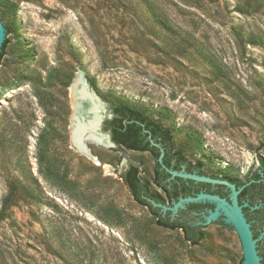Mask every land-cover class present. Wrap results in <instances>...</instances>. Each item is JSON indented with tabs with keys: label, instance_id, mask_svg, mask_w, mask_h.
I'll list each match as a JSON object with an SVG mask.
<instances>
[{
	"label": "rangeland",
	"instance_id": "obj_1",
	"mask_svg": "<svg viewBox=\"0 0 264 264\" xmlns=\"http://www.w3.org/2000/svg\"><path fill=\"white\" fill-rule=\"evenodd\" d=\"M3 1L18 31L0 67V264H241L235 231L191 245L133 200L128 162L161 195L148 152L91 142L96 165L76 150L70 87L80 74L106 104L103 134L119 96L206 174L225 175L185 125L248 179L264 161V0Z\"/></svg>",
	"mask_w": 264,
	"mask_h": 264
},
{
	"label": "trees",
	"instance_id": "obj_2",
	"mask_svg": "<svg viewBox=\"0 0 264 264\" xmlns=\"http://www.w3.org/2000/svg\"><path fill=\"white\" fill-rule=\"evenodd\" d=\"M13 16L15 10L12 11ZM1 22V21H0ZM2 23V22H1ZM4 26V25H3ZM5 37L9 33H17L18 26L15 19L4 26ZM6 44V38L1 46L0 57L3 53V48ZM91 87L95 89L94 82L90 83ZM114 102L105 99L108 105L111 118L103 121V130L109 132L111 140L116 146L121 145L127 150H136L141 152H148L154 160V168L150 183L157 188L161 195L151 191L150 184L146 181H141L139 178L138 166L132 162H128L123 169L119 178L122 183L127 187L133 200L149 210V213L155 219L157 226L169 230H180L184 240L191 245H197L203 238L202 229L204 226L197 224L202 220V214L208 210L213 209V205L208 202L188 203L183 209L178 210L177 214L171 216L170 211L162 212L157 206L152 203L171 206L177 202L179 198L192 197L200 192L211 193L227 198L228 190L221 185H211L208 183H197L191 180H185L178 177L173 179L157 162L160 154L159 149L151 145L150 140L158 144L164 152L162 164L173 171L183 170L186 173H195L197 175H204L211 178L226 180L240 189L238 194V203L243 205L244 200L247 198V206L242 208L244 217L249 223L252 219H259L260 223H264V161L260 160L259 168L245 180H234L226 175L221 177L206 174L198 165H193L187 161L185 157L179 152L174 150L172 137L170 131L163 128L159 123L151 121L148 117L136 106L124 103L123 99L119 96H114ZM186 183L195 185L197 192L191 195L189 191L184 190ZM7 198L2 201L3 207L6 206ZM257 207L256 209H251ZM189 212V213H188ZM194 212V213H193ZM254 213H260L255 216ZM262 215V216H261ZM261 217V218H260ZM262 220V222L260 221ZM216 224L231 229L229 225L224 224L218 220ZM260 225L257 222L251 224V231L253 237L256 238L260 232ZM263 255L262 252L259 255ZM263 260H261V263Z\"/></svg>",
	"mask_w": 264,
	"mask_h": 264
},
{
	"label": "water",
	"instance_id": "obj_3",
	"mask_svg": "<svg viewBox=\"0 0 264 264\" xmlns=\"http://www.w3.org/2000/svg\"><path fill=\"white\" fill-rule=\"evenodd\" d=\"M0 2L2 3L3 7L7 9L14 10L16 7L15 5L10 4L3 0H0ZM10 37L11 36L9 34H7L5 37V29L2 23L0 22V52H1L2 43L4 42L6 38V44L3 48V53L0 57V67L3 63ZM80 78H81V83L83 85L84 90L87 92L88 95L91 96L93 103H95L99 107V109H98V112H96V114H91L85 110L80 111L79 114L83 117L82 123H85L87 125V122L95 120L96 125H95L93 133L86 130L80 134L79 136L80 141L77 144V146L76 144L74 145V143L72 144L76 148L77 151L81 153L87 151L92 156L87 146L88 143L93 142L91 135L103 136L105 141L108 143L107 147H112L113 144L110 142L108 134H103L100 130V125L107 111L106 104L103 103L94 94V92L89 89L85 80H83L81 76ZM74 81L75 79L73 80L70 88L73 87ZM74 124H75V120L72 118V114H71L70 127H69L71 142H72V135H73L72 130L74 128ZM185 127L187 131L189 132L192 140L199 138L204 143L209 153V156L206 157L205 159H207L208 161L222 168L224 171V174L229 178H233L235 180L232 172H235L241 175L242 177L244 176L245 172H243L237 167L221 159V157L218 155V153L215 151V149L212 147V145L209 143V141L206 139V137L202 133L198 132L197 130L187 125H185ZM150 143L151 145L159 149L160 154L157 158V162L170 175L171 179L178 177V178L185 179V180H191L197 183H208L211 185H221V186H224L228 190V196H227L228 199L220 197L216 194L200 192L197 195L192 196V197L179 198L177 202L173 203L169 207L166 205L152 203L153 206L159 207L162 212L170 211L171 216H174L177 214L178 210L183 209L184 206L188 203L208 202L212 204L214 206L213 209L208 210L205 214H202V220L198 221L197 224L204 226L205 228L213 229V230L218 226V224L215 223L218 220L222 221L226 225H229V227L231 228L230 230L236 232L239 238L240 244H241V250H242L241 264H264V263H261V260L262 258L264 259V257H262L261 254L259 255L261 249L264 247L262 242L259 243V241H261L262 238H264V231L261 232L258 237L256 238L253 237V233L250 229V224L247 222L246 218L244 217L243 211H242V208L247 206V204L245 203L243 205H239L238 203V194L241 188L237 189L234 184L226 180L211 178V177L204 176V175H197L195 173H186L183 170L173 171L171 169H168L162 164V158L164 155L163 149L158 144L154 143L152 140H150ZM256 208L257 207H253L251 209H256Z\"/></svg>",
	"mask_w": 264,
	"mask_h": 264
},
{
	"label": "bare ground",
	"instance_id": "obj_4",
	"mask_svg": "<svg viewBox=\"0 0 264 264\" xmlns=\"http://www.w3.org/2000/svg\"><path fill=\"white\" fill-rule=\"evenodd\" d=\"M71 94V105H72V118L75 120L74 128L72 130V141L74 145L79 143L80 141V134L84 131H89L93 133L95 128V120L87 122V125L85 123H82L83 117L79 114L81 110H85L91 114H96L98 112L99 107L93 103L92 98L90 95L87 94V92L84 90L83 85L81 83L80 74L75 77L74 85L70 89ZM92 137V143H95L97 145L107 146L108 143L105 141L103 136H97V135H91ZM84 156L92 160L96 165L99 164V162L92 157L87 151L82 152ZM105 169L107 171H111V168L108 166H105Z\"/></svg>",
	"mask_w": 264,
	"mask_h": 264
},
{
	"label": "flooded vegetation",
	"instance_id": "obj_5",
	"mask_svg": "<svg viewBox=\"0 0 264 264\" xmlns=\"http://www.w3.org/2000/svg\"><path fill=\"white\" fill-rule=\"evenodd\" d=\"M110 115H111V113H110ZM111 118V117H110ZM107 119H109V118H107ZM107 134H108V136H109V140H110V142L113 144V146L115 147V148H118L119 150H121V152L123 153V151H130V152H141V151H136V150H127V149H125L123 146H121V145H118V146H116L115 144H114V142L111 140V136H110V134H109V132H107ZM112 146V147H113ZM141 153H143V152H141ZM196 188H199L198 187V185L197 186H195V185H190L189 183H186L185 184V186H184V190L185 191H189V193L191 194V195H194V194H196L197 192L195 191V189ZM220 196V195H219ZM220 197H223V196H220ZM247 198L244 200V203H247ZM189 213V212H188ZM194 213V212H193ZM260 213H254V215L255 216H258ZM262 216V215H261ZM261 218V217H260ZM263 220V219H262ZM262 220L260 219V221L262 222ZM253 222H257V224L258 225H260V232H259V234L261 233V232H263L264 231V223L262 224V223H260L259 222V219L258 220H256V219H252L250 222H249V224H250V227H251V224L253 223ZM259 234H258V236H259ZM257 236V237H258ZM264 239V238H263ZM261 240V241H259V243L260 242H262L263 243V245H264V240ZM260 252H262L263 253V255H262V257H264V247L261 249V251ZM262 260H263V262L262 263H264V259L262 258Z\"/></svg>",
	"mask_w": 264,
	"mask_h": 264
}]
</instances>
